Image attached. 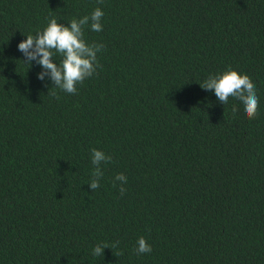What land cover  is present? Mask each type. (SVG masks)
Masks as SVG:
<instances>
[{
	"label": "trees",
	"instance_id": "trees-1",
	"mask_svg": "<svg viewBox=\"0 0 264 264\" xmlns=\"http://www.w3.org/2000/svg\"><path fill=\"white\" fill-rule=\"evenodd\" d=\"M97 7L96 73L37 79L19 43ZM229 69L256 119L200 87ZM0 264H264V0H0Z\"/></svg>",
	"mask_w": 264,
	"mask_h": 264
},
{
	"label": "clouds",
	"instance_id": "clouds-1",
	"mask_svg": "<svg viewBox=\"0 0 264 264\" xmlns=\"http://www.w3.org/2000/svg\"><path fill=\"white\" fill-rule=\"evenodd\" d=\"M100 2L102 3V0ZM103 16V11L97 7L91 16H84L79 20L74 18L68 25L58 23L55 18L50 19L42 32L28 35L25 40L19 43L18 50L25 57L26 62L24 63L31 66L35 61L43 69L37 76L40 81H44L47 77L54 85L53 88H58L68 94H77V85L83 84L87 78L96 73V69L100 66L97 53L104 47L102 44H89L84 39V29L86 26H90L91 31L101 32ZM57 55L61 57L59 63L55 60ZM199 85L203 90L213 91L218 101L223 105L229 102L230 97L240 101L248 119L254 120L259 115L256 87L248 75H242L229 69L219 75H210ZM232 111L235 115L238 111L237 107L233 106ZM111 161V156L106 155L103 151L92 149L91 162L95 166V171L92 173L93 179L88 184L92 191L100 187L99 181L103 176L102 163ZM115 180L122 182L120 193L123 195L126 192L123 184L127 183V177L120 173L115 177ZM114 186L116 185L114 184ZM118 244V241L112 245L97 244L93 248L92 255L103 257L105 249L118 247ZM151 251V245L144 237H140L135 249L136 254H149Z\"/></svg>",
	"mask_w": 264,
	"mask_h": 264
}]
</instances>
